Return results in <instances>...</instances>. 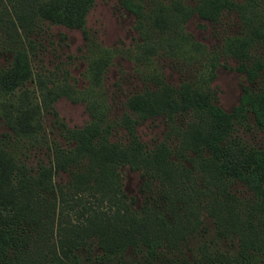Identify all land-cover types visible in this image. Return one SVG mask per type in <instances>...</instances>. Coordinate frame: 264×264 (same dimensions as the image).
Wrapping results in <instances>:
<instances>
[{"label":"trees","instance_id":"obj_1","mask_svg":"<svg viewBox=\"0 0 264 264\" xmlns=\"http://www.w3.org/2000/svg\"><path fill=\"white\" fill-rule=\"evenodd\" d=\"M94 1L9 0L10 6L1 18L7 32L19 38L22 34L28 37L26 31H31L28 20L38 18L69 28H81L86 35L83 24ZM218 2L209 0L207 4L188 8L185 15L183 9H176L183 15L182 20L178 21V27L183 32V24L193 11L211 20L223 7L241 10V4L231 0L223 2L222 6ZM123 4L139 16L138 9L125 2ZM214 11L217 13L214 14ZM241 17L244 15L241 14ZM184 35L186 40L182 43L186 47L182 43L179 46L182 53L197 50L201 46L199 41ZM250 41L251 38L247 39L241 51L230 49L228 42V49L231 55L240 60L236 68L245 72L253 82L259 75L261 64L255 62L250 65L248 62L246 46ZM8 50L12 51L13 59L7 66H0L1 86L11 89L16 84L5 85L7 80H2L5 75L14 82L36 78L38 95L35 105H31L32 111L27 114L16 115L7 108L1 111L8 129L0 136V264H210L215 257L206 250L201 257L194 254L192 259L168 255L180 240L185 242L188 239L190 228H185L177 220L169 223L160 210L157 211L162 216L150 215L148 210H145L146 215H141L145 208L141 210L136 206V197L129 196L121 187V167L128 164L131 169L141 170L140 167L148 159L140 158L139 153L142 148L151 149L136 134L134 123L137 120H131V124L126 125L130 142L128 149L131 152L109 141L101 133L103 127L98 126V120L91 119L83 127H68L59 117L54 102L62 95L76 98L72 94L77 91L75 87L69 82L58 85L53 81L49 85L37 72L33 73L28 60V51L30 53L31 49L17 45ZM31 52L36 56L34 50ZM216 58L214 56L210 60L206 82L215 77V68L219 64ZM93 64L89 59V78L100 84L108 62L105 61L98 70ZM179 86L175 88L161 81L156 89L137 92L128 99V104L141 118L171 114L180 109V105L166 104L167 97L173 100V94L176 93L180 96V102H184V92L191 93L192 101L186 104L189 109L201 115V123L198 125V133L193 134L191 131L189 135V131H186L185 138L179 140L182 161H187L191 168L199 166L207 182L220 179L219 186L224 199L215 201L210 207L211 214L207 211L219 235L236 238L240 256H248L252 252L264 254V185L261 184L264 175L259 177L257 185H253L252 173L248 169L257 158L264 159V152L247 147L232 134L236 112L250 103L253 90L245 88L240 104L229 111L213 101V91L195 88L188 80ZM157 91L167 96L160 99V109H156L150 102ZM86 106L90 110L93 103ZM94 109L97 110V107ZM41 110L54 117L51 124L63 127L66 144L52 142L49 162H39L33 167L26 163L25 150L28 145L25 142L32 136L36 139L38 133L42 136L44 124ZM158 144V147L170 148L165 141ZM176 168L172 164V172L164 173L163 182L168 183L166 189H173L174 194L179 196V190L175 191L171 183ZM182 169L185 174L191 172L185 164ZM141 172L144 177L142 191L150 189L149 180L154 181L156 177L153 173ZM62 173L67 174L68 178L65 181L57 180L56 176ZM237 181L250 188L257 198L239 197L234 193L229 184ZM116 191L121 193L124 203L120 207L116 205L114 209L103 205L105 200L109 202V197L121 202V197H114ZM171 192L167 190L164 196L172 199ZM88 193L97 202L85 200ZM161 248L164 250L159 253ZM229 259L236 261L240 257Z\"/></svg>","mask_w":264,"mask_h":264},{"label":"rangeland","instance_id":"obj_2","mask_svg":"<svg viewBox=\"0 0 264 264\" xmlns=\"http://www.w3.org/2000/svg\"><path fill=\"white\" fill-rule=\"evenodd\" d=\"M218 1L220 6L223 2H228ZM231 1L241 4V10L223 7L217 13V9L214 11V14L217 13L215 18L211 20L193 11L186 18L182 32L178 21L182 20L181 17L186 14L187 9L207 4L209 0H95L83 24L86 35L81 28H69L38 18L28 20L31 31H26L27 38L23 34L19 38L7 32L1 17L10 2L0 0V66H7L13 59L9 47L18 45L34 50L36 56L28 51L29 67L33 73L37 72L49 85L53 81L58 85L69 82L77 90L72 92L76 98L62 95L54 102L59 117L66 125L83 127L91 119L98 120V126L103 127L101 133L118 148L127 152L131 151L128 149L130 142L126 125H130L131 120H137L136 124L134 123L136 134L151 148H142L139 153L140 158L148 159L140 169L150 175L153 173L156 178L154 181L149 180L150 189L142 191L143 172L131 169L126 164L121 167V187L129 196L136 197V206L141 210L145 208L141 215H146L145 210H148L150 215H163L169 223L177 220L181 221L185 228H190L188 239L185 242L180 240L168 255L192 259L194 254L201 257L206 250L215 257L210 264H264V254L252 252L248 256H240L237 239L232 236H220L218 228L207 214L215 201L224 199L219 186L220 179L207 182L205 173L199 166L191 168L187 161H182L179 140L185 138L186 131H189V135L191 131L193 134L198 133V125L201 123V115L197 114L196 110L189 109L186 104L192 101L190 92H184V102H180V96L176 93L173 94V100H169V97L161 95L160 91L155 92L156 95L151 97L150 102L156 109H160L159 101L163 96L167 97L166 104L180 105V109L171 114L162 113L141 118L128 104V99L137 92L156 89L161 81L179 88L181 83L188 80L195 88L213 91V101L230 111L240 104L244 89L248 87L253 90L250 103L248 102L244 109L237 110L232 134L247 147L264 152V0ZM123 2L138 9L139 16L131 12ZM176 9H183V15ZM241 14L244 15L243 18ZM184 34L199 41L201 46L197 50L182 53L179 46L186 40ZM249 38L251 41L246 46L248 62L250 65L255 62L261 64L259 75L253 82L245 72L236 68L240 60L229 51H241ZM182 45L186 47L184 43ZM214 56L219 63L215 68V77L206 82L210 60ZM89 59L94 63L96 70L105 61L108 62L100 84L92 82L89 78ZM2 80H7L5 85L16 84L7 89L1 86L0 81V136L8 129L1 115L3 108L16 115L27 114L32 111L31 105H35L36 94L38 95L36 78L14 82L11 77L5 75ZM37 99L39 100V97ZM90 102L93 107L89 110L86 105ZM41 117L44 124L42 136L38 133L36 139L32 136L25 142V145H28L25 150L26 163L33 167L39 162H49L52 142L66 144L63 127L51 124L54 117L43 110ZM161 141H165L170 148L158 147ZM21 148L24 149L22 145ZM256 160L248 168L252 173L253 185H257L259 177L264 175V159ZM172 164L177 168L173 170L174 180L171 179V183L176 188L175 191L179 190L180 197L174 194L173 189H166L168 183L163 182L164 173L171 174ZM183 164L187 165L191 172L185 174ZM67 178L68 175L64 173L56 176V179L61 181ZM261 184L264 185V179ZM229 186L239 197L257 198L256 194L240 181ZM167 190L172 191V199L164 196ZM120 194L116 191L114 197H121V202L109 197V202L105 200L103 205L111 206L112 209L118 204L120 207L124 203ZM84 199L97 202L89 193ZM157 210H160L162 215ZM155 220L158 221L156 218ZM143 247L145 248V244ZM162 250L164 248L158 252ZM237 256L240 259L236 261L229 259H235Z\"/></svg>","mask_w":264,"mask_h":264}]
</instances>
